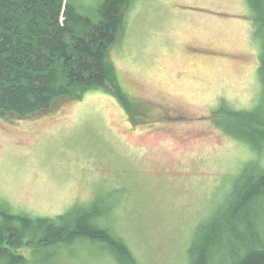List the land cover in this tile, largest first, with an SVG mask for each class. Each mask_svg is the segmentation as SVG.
<instances>
[{
    "label": "rangeland",
    "instance_id": "rangeland-1",
    "mask_svg": "<svg viewBox=\"0 0 264 264\" xmlns=\"http://www.w3.org/2000/svg\"><path fill=\"white\" fill-rule=\"evenodd\" d=\"M252 21L247 0H131L108 54L127 106L93 89L43 114L0 113V205L53 217L96 201L131 264H188L195 227L252 158L220 127L264 106ZM99 244L75 238L60 264H129Z\"/></svg>",
    "mask_w": 264,
    "mask_h": 264
},
{
    "label": "trees",
    "instance_id": "trees-1",
    "mask_svg": "<svg viewBox=\"0 0 264 264\" xmlns=\"http://www.w3.org/2000/svg\"><path fill=\"white\" fill-rule=\"evenodd\" d=\"M247 4L254 28L264 27V0ZM130 5L131 0H0L1 115L43 114L57 101L93 89L115 93L126 107L108 54L125 31ZM259 73L264 79V54ZM229 111L235 122L220 127L244 141L252 158L223 204L195 227L188 264H264V106ZM107 211L94 201L84 210L33 217L0 205V264H60L59 253L75 238L100 241L111 257L131 264L123 239L98 222ZM19 245L29 247L27 253L17 252Z\"/></svg>",
    "mask_w": 264,
    "mask_h": 264
}]
</instances>
